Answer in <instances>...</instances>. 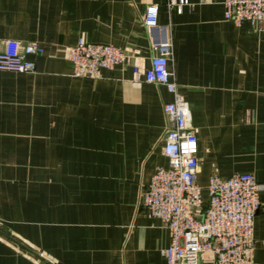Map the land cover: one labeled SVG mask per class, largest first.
Returning <instances> with one entry per match:
<instances>
[{"label": "crops", "instance_id": "crops-1", "mask_svg": "<svg viewBox=\"0 0 264 264\" xmlns=\"http://www.w3.org/2000/svg\"><path fill=\"white\" fill-rule=\"evenodd\" d=\"M0 0V52L37 43L35 74L0 72V264H166L169 232L141 207L172 101L129 66L71 76L79 40L149 67L147 6L168 26L177 93L198 142V179L248 174L264 186V34L224 20V0ZM176 1V0H173ZM206 200V195H204ZM253 264H264V190Z\"/></svg>", "mask_w": 264, "mask_h": 264}, {"label": "built area", "instance_id": "built-area-1", "mask_svg": "<svg viewBox=\"0 0 264 264\" xmlns=\"http://www.w3.org/2000/svg\"><path fill=\"white\" fill-rule=\"evenodd\" d=\"M187 5L188 0H170L167 8L181 13ZM223 9L226 22L236 27L248 23L253 32L264 34V0H224ZM157 16L156 5L146 7L143 25L151 51L148 68L124 50L79 40L67 52L71 76L94 80L104 70L129 66L134 81L164 87L172 96L163 106L168 120L163 139L167 167L154 171L140 202L169 232V246L162 251L166 264H253L254 218L264 186L248 174L226 180L212 175L204 188L197 183V137L189 108L169 71V28L159 25ZM43 53L35 42L8 41L0 52V72L35 74L33 59Z\"/></svg>", "mask_w": 264, "mask_h": 264}]
</instances>
